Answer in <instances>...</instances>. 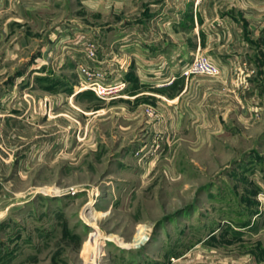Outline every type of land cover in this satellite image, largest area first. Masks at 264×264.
<instances>
[{"label": "rangeland", "instance_id": "374dc122", "mask_svg": "<svg viewBox=\"0 0 264 264\" xmlns=\"http://www.w3.org/2000/svg\"><path fill=\"white\" fill-rule=\"evenodd\" d=\"M148 5L0 0V264H264V100L250 119L219 75L189 77L222 129L140 104L111 42ZM91 44L124 85L103 99L77 71Z\"/></svg>", "mask_w": 264, "mask_h": 264}, {"label": "crops", "instance_id": "0c3cea01", "mask_svg": "<svg viewBox=\"0 0 264 264\" xmlns=\"http://www.w3.org/2000/svg\"><path fill=\"white\" fill-rule=\"evenodd\" d=\"M145 1L149 2V13L141 20L126 21L111 42L122 53L119 61L124 67L120 73L129 84L127 90L138 86L141 91L139 103L151 101L147 96L153 95L155 105L166 101L173 108L185 107L176 113L187 116L196 109L198 124L200 116H205L203 127L222 129L226 123L222 114L212 119V106L206 103L196 107L190 100L194 91L204 96L212 93L215 88H210V82L177 78L171 85L158 86L166 75H178L180 66L203 55L221 69L216 80L219 95L242 101L241 107L248 109L246 114L253 112L250 119L259 116L264 100V0ZM80 55L75 56L84 59ZM116 71L110 68L112 77L117 76ZM192 124L185 126L193 128Z\"/></svg>", "mask_w": 264, "mask_h": 264}, {"label": "built area", "instance_id": "2783aa9c", "mask_svg": "<svg viewBox=\"0 0 264 264\" xmlns=\"http://www.w3.org/2000/svg\"><path fill=\"white\" fill-rule=\"evenodd\" d=\"M86 51L83 52L85 61H78L77 71L82 78H84L85 83L82 85L84 89L91 90L98 98L103 99L108 95H114L119 92L124 85L110 83V75L105 74L102 71L90 70L87 68L86 61H95L96 49L94 44L86 46ZM220 74V67L213 62L210 58L206 56H194V58L180 66L178 75H166L165 80L158 83V86L171 85L177 78L188 79L191 76H217ZM107 78V79H106Z\"/></svg>", "mask_w": 264, "mask_h": 264}, {"label": "bare ground", "instance_id": "6f19581e", "mask_svg": "<svg viewBox=\"0 0 264 264\" xmlns=\"http://www.w3.org/2000/svg\"><path fill=\"white\" fill-rule=\"evenodd\" d=\"M83 89H80V91H82ZM79 92V91H78Z\"/></svg>", "mask_w": 264, "mask_h": 264}]
</instances>
